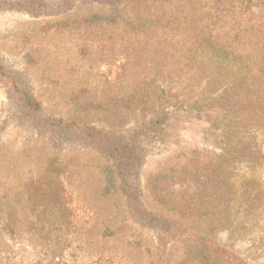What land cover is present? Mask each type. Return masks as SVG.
Here are the masks:
<instances>
[{
  "label": "rangeland",
  "instance_id": "rangeland-1",
  "mask_svg": "<svg viewBox=\"0 0 264 264\" xmlns=\"http://www.w3.org/2000/svg\"><path fill=\"white\" fill-rule=\"evenodd\" d=\"M118 1L32 0L37 15L69 8L50 23L0 0L5 70L23 74L49 116L113 132L161 117L142 140L144 206L264 264V243L225 214L231 183L215 172L243 134L248 86L264 110V0L225 2L216 17L202 0ZM206 39L251 57L249 84L233 86L236 73L191 55ZM8 106L0 81V264H217L200 263L189 237L159 244L129 219L110 160L27 131Z\"/></svg>",
  "mask_w": 264,
  "mask_h": 264
},
{
  "label": "trees",
  "instance_id": "trees-1",
  "mask_svg": "<svg viewBox=\"0 0 264 264\" xmlns=\"http://www.w3.org/2000/svg\"><path fill=\"white\" fill-rule=\"evenodd\" d=\"M108 5L119 3L118 0H98ZM66 2V1H65ZM228 6L250 8L256 5L254 0H202L205 5L210 3L209 14L216 17L217 13L225 12ZM10 9H16L32 16L50 18L57 23L68 20L67 7L61 4L49 13H31L32 0H4ZM29 4V5H28ZM5 8V7H3ZM132 21V20H129ZM193 56L209 60L217 72L231 71L236 73L233 86L240 82L249 84V77L254 71L251 57L244 52L223 49L209 40L193 42L189 47ZM0 77L6 86L8 111H11L20 126L30 132L46 135L53 143L78 147H88L104 155L111 161L116 175L120 180L121 190L125 197L126 212L133 223L150 230L159 244H165L177 237H189V249L198 257L200 263L216 262L217 264H251L233 249L231 244H218L208 237L187 231L173 221L163 219L149 211L140 197L139 166L145 155L143 137L155 130L163 119L157 117L151 125L132 128L127 131L113 132L102 127L80 123L70 119L57 118L42 112L40 105L31 95L26 78L22 73L5 70L0 60ZM245 99L247 111L243 134L233 140L229 153L221 157L215 172L230 187L225 205V214L233 220L234 228L243 235L253 234L259 243H264V174L261 162L264 149V110L250 93ZM239 169L237 166H241Z\"/></svg>",
  "mask_w": 264,
  "mask_h": 264
}]
</instances>
